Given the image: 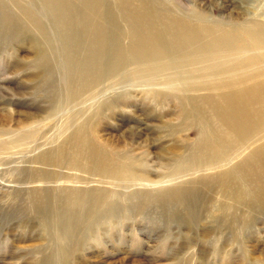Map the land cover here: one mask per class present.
<instances>
[{
    "label": "rangeland",
    "instance_id": "rangeland-1",
    "mask_svg": "<svg viewBox=\"0 0 264 264\" xmlns=\"http://www.w3.org/2000/svg\"><path fill=\"white\" fill-rule=\"evenodd\" d=\"M263 93L264 0H0V264H264Z\"/></svg>",
    "mask_w": 264,
    "mask_h": 264
},
{
    "label": "bare ground",
    "instance_id": "bare-ground-1",
    "mask_svg": "<svg viewBox=\"0 0 264 264\" xmlns=\"http://www.w3.org/2000/svg\"><path fill=\"white\" fill-rule=\"evenodd\" d=\"M157 20H158L157 22L161 26V29L159 30V31H162L161 35L162 36L166 35L167 37L171 39L173 43H175L176 45H179V47L184 48V49L186 48L192 51L196 49H201V46L203 47L202 43H204L206 47H212L216 51L214 52V54L210 55L211 57L207 55L202 56V54L201 55L196 54L191 57L192 59L190 58L189 61H187V62H190L191 68L195 67L196 69H198V73H196L197 77H201V76L203 77L205 75H210L212 79H217V76L219 77L220 73L222 72L226 73L228 71L227 61H226L227 59H224V58H227V55L225 52H222L220 49L218 50L217 47L221 42L228 43L227 45H229V43L233 41L231 40L233 38L230 35L225 36V33H221L218 36H215V35L211 36V35H208V31L201 30L199 29L200 27L198 28V26L196 27V24L191 25L190 23H187L177 18L175 19L173 17H159ZM211 28H213V26ZM209 30L212 31L211 29ZM156 31L157 30H155L153 33L158 35V33H155ZM210 33H213V32H210ZM129 34L131 36V42H130L129 47H130L131 52L134 54V57H135L134 59L138 62V64H140V69L143 71L150 72L151 74L153 73L157 77L165 78L167 79V81L168 80L171 81V79H173L175 75L174 73L170 74L168 72L167 70L168 67L171 68V66L169 65L170 63L169 62L167 63L164 61V58H162L163 55L161 54V51H159L156 48V46H154V43L156 44L157 38L151 39V37L149 38V36H146V34L143 35L141 31L139 30V28L130 29ZM167 43H168V40H167ZM231 62L232 61H230V63ZM210 65H212L213 67L211 68Z\"/></svg>",
    "mask_w": 264,
    "mask_h": 264
}]
</instances>
